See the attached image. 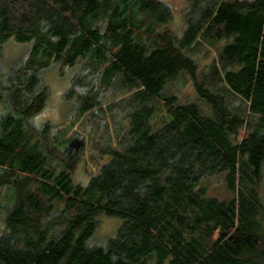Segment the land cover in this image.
Segmentation results:
<instances>
[{
	"label": "trees",
	"instance_id": "1",
	"mask_svg": "<svg viewBox=\"0 0 264 264\" xmlns=\"http://www.w3.org/2000/svg\"><path fill=\"white\" fill-rule=\"evenodd\" d=\"M185 1L177 33L159 0H0V264H264V0ZM201 42H223L212 81ZM52 64L77 66L72 120L35 127ZM181 74L209 113L164 93ZM102 216L121 225L95 242Z\"/></svg>",
	"mask_w": 264,
	"mask_h": 264
},
{
	"label": "rangeland",
	"instance_id": "2",
	"mask_svg": "<svg viewBox=\"0 0 264 264\" xmlns=\"http://www.w3.org/2000/svg\"><path fill=\"white\" fill-rule=\"evenodd\" d=\"M159 1H164L171 5L173 9V19L171 20V23L169 25L171 29L175 30L177 33H180L182 27L181 11L186 5V1ZM222 43L214 42L212 44H208L205 42H201L200 44L196 45L191 51L192 55L199 65V70L201 69L203 71L208 81H212L211 76L214 67L218 69L219 74L222 73V64L218 60V50ZM28 47L29 44L27 43H18L13 40L8 41L2 49V67L6 69L14 59L26 54ZM76 69L77 66L63 68L62 73H60V66L57 64H52L50 67L45 68L42 71L41 77L43 83L48 88L49 95L42 112L32 118V124L35 127H39L46 122H49L53 126H65L70 123V121L72 120L71 115L73 111L70 103L65 100L64 94L70 84L71 77L76 72ZM207 79L206 86H209V82L207 81ZM215 86L218 90L226 93L227 100L231 106L238 105L240 103L239 97L231 92L226 91L224 83L218 78L216 79ZM163 90L166 94L176 95L179 103L194 101L200 106L203 113H209L208 105L202 98L198 97V95L194 91L191 80L185 75L181 74L175 80L167 83ZM153 122L154 127H157L161 123L159 118L157 117L153 119ZM76 128L77 125L73 127V130H75ZM88 168L90 170V173L93 174L97 173L98 171V165L96 164H92ZM72 177L75 182L86 183V181H88L89 173L84 168L83 162H79L76 165ZM208 181L210 182L209 195H215L220 198L232 197V194L227 191L223 185L224 183L222 174L215 175L209 178ZM120 225V218L102 216L97 232L92 238L93 241L104 242L105 240L114 237Z\"/></svg>",
	"mask_w": 264,
	"mask_h": 264
}]
</instances>
